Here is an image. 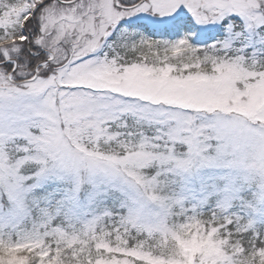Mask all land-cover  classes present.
<instances>
[{
    "label": "snow or ice",
    "instance_id": "1",
    "mask_svg": "<svg viewBox=\"0 0 264 264\" xmlns=\"http://www.w3.org/2000/svg\"><path fill=\"white\" fill-rule=\"evenodd\" d=\"M0 264H264V0H0Z\"/></svg>",
    "mask_w": 264,
    "mask_h": 264
}]
</instances>
